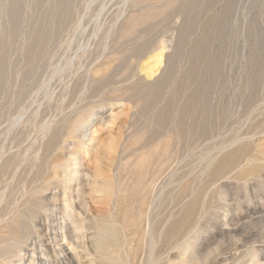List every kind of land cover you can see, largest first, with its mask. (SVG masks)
I'll return each instance as SVG.
<instances>
[{
	"label": "rangeland",
	"instance_id": "1",
	"mask_svg": "<svg viewBox=\"0 0 264 264\" xmlns=\"http://www.w3.org/2000/svg\"><path fill=\"white\" fill-rule=\"evenodd\" d=\"M40 185L12 264H264V0H0L2 239Z\"/></svg>",
	"mask_w": 264,
	"mask_h": 264
},
{
	"label": "bare ground",
	"instance_id": "2",
	"mask_svg": "<svg viewBox=\"0 0 264 264\" xmlns=\"http://www.w3.org/2000/svg\"><path fill=\"white\" fill-rule=\"evenodd\" d=\"M135 33V32H134ZM162 53V52H161ZM161 64V58H158V59H156L155 60V63H154V66L153 67H150V68H148V66H146L145 65V67L144 68H142L143 69V71H145V70H151V69H153L155 66H157V65H160ZM142 67V66H141ZM134 70V69H133ZM141 72V71H140ZM149 75V74H148ZM151 76V75H150ZM84 116H86L85 114H84ZM86 121V120H85ZM47 126V125H46ZM74 126H76V125H74V124H72L70 127H68L69 129H68V131L69 132H72L73 131V128H74ZM199 128V127H198ZM179 133V132H178ZM140 134V133H139ZM180 138V137H179ZM189 139V138H188ZM142 139L140 138L139 140H137V141H135V144H137V143H139L140 141H141ZM170 143H171V139H169L168 141H166L165 143H164V146L161 148L162 149V152L160 153V154H157V155H154V154H152V150H150V152H148V153H142V159L140 158V160H141V162H140V164H139V166L137 167L138 168V171H139V174H138V179L141 177H143V175H144V177L145 176H149L150 177V179H152V182H153V180H155L157 177H159V175H161L162 174V169H160V170H158V171H155V169H156V167H154L155 165V163H158V161L160 160V158H161V156H162V153L163 152H166L167 151V149H168V147H170ZM163 145V144H162ZM161 145V146H162ZM129 146H131V145H129ZM224 146V145H223ZM114 147V146H113ZM160 147V146H159ZM109 148H112L111 146L109 147ZM124 148V147H123ZM122 149V148H121ZM146 150V149H145ZM111 152L112 151H114L113 150V148L110 150ZM160 151V150H159ZM184 151V150H183ZM115 152V151H114ZM145 152V151H144ZM156 152V151H155ZM179 152V151H178ZM125 153H126V151H125ZM139 160V161H140ZM154 165V166H153ZM37 167V166H36ZM40 168V167H39ZM35 170V169H34ZM137 171V170H136ZM72 173H77V171L75 170V171H70L69 173H67V177H70V175L72 174ZM29 176V175H28ZM143 177V178H144ZM39 178V177H38ZM140 178V179H141ZM71 180V179H70ZM37 182V181H36ZM149 182V181H148ZM151 182V181H150ZM149 182V183H150ZM44 183V182H43ZM151 184V183H150ZM41 186V187H40ZM40 186H38V189L37 190H35V192H34V188H33V194L31 193V195H30V193H28L29 195H28V202L30 203V202H32L31 204H32V206H34V207H30L31 208V217L30 216H28L29 217V219H28V223H26L27 225H25V221L26 220H19V218H18V220H17V218H15V220H16V222L17 221H19V222H22L23 224L22 225H24V228L22 229V228H20V227H17V229L15 230L14 228H12L11 230L12 231H16V234L15 233H11L10 231H9V236H10V238H11V236L13 235V238H12V240H8V234L6 233V232H8L7 230L9 229L8 227H10L12 224H10V226H9V224L7 225L6 224V232H5V234H7V236L5 235L4 237H6L7 239H2L1 238V236H0V250H1V252H0V264H12V261H11V258H13V257H18V259H19V261L21 262L22 261V258L24 257V256H26L28 253H26L25 251H26V249H25V247H30L29 246V242H31L32 241V244H33V246H35L36 245V240L33 242V240L35 239L34 238V235H36L37 233H38V236H39V234H41V232L40 231H42L41 230V228L40 227H38L37 225H36V219L38 218L37 217V210H36V206H40V202L42 203V202H45L47 199L44 197V196H42L43 195V193H44V190L46 189L45 188V186H42V185H40ZM25 187V186H24ZM37 188V187H36ZM46 191V190H45ZM147 191H148V189H147ZM107 193H109V191H107ZM145 193V192H144ZM148 194V193H147ZM147 194L145 193L144 194V197H142V200H143V202H146V196H147ZM146 197V198H145ZM66 199V198H65ZM24 200V199H23ZM66 201V200H65ZM27 203V199H26V201H25V204ZM145 204V203H144ZM42 205V204H41ZM25 207V206H24ZM27 207V206H26ZM28 207H29V205H28ZM32 208H33V211H32ZM27 209V208H26ZM17 210V209H16ZM22 210H24L25 211V209H23L22 208ZM22 210H19L20 211V213H18V215H16L17 217H21L22 216V218H23V214H25V217H26V214H28V213H25L24 211L22 212ZM27 210H29V209H27ZM26 210V211H27ZM79 210V209H78ZM80 210H81V208H80ZM21 212L23 213V214H21ZM28 212V211H27ZM30 212V211H29ZM19 214H21L20 216H19ZM83 213H81V215H82ZM13 216V218L14 217H16V216ZM66 215V214H65ZM78 215V214H77ZM87 215V214H86ZM67 216H70V214H68L67 213V215L65 216V217H67ZM84 216V215H83ZM54 217V216H53ZM77 218V222L75 221V222H73V224H72V226L69 228V229H65V234L63 233V239L61 240V241H67L68 243H69V245L71 246V249L72 250H74V249H77L79 246H81L80 245V243L79 242H77L75 239H76V232H78V231H81V230H83L84 229V223H83V221L81 222V219L79 218V216H77L76 217ZM85 218V217H84ZM12 219V218H11ZM24 219V218H23ZM14 220V221H15ZM83 220V219H82ZM86 221V220H85ZM11 222V221H10ZM9 222V223H10ZM12 222H13V220H12ZM11 222V223H12ZM18 222V223H19ZM5 223V222H4ZM14 222H13V227H14ZM19 224H21V223H19ZM17 225V224H16ZM16 225H15V227H16ZM21 226V225H20ZM87 227V226H86ZM85 227V228H86ZM4 229V227L3 226H1V229ZM18 228H20V229H18ZM0 229V231H2ZM4 229V230H5ZM10 230V229H9ZM58 230H61V229H58ZM44 231V230H43ZM4 231H2L1 233H3ZM47 232H45V234H46ZM11 234V235H10ZM60 234H62V232H60ZM0 235H3V234H0ZM45 236V235H44ZM43 236V237H44ZM15 237V238H14ZM57 236L56 235H54V236H52L49 240L47 239V241L49 242V243H53L57 238H56ZM83 238V237H82ZM82 238H80V239H82ZM43 239V238H42ZM59 240V239H58ZM87 240V239H86ZM60 241V240H59ZM80 241H82V240H80ZM55 243V242H54ZM58 243V242H57ZM59 244V243H58ZM57 244V245H58ZM47 245V244H46ZM53 246H54V244H52ZM56 245V246H57ZM60 245V244H59ZM58 245V246H59ZM43 247V246H42ZM60 249H59V253H61L62 255H60L62 258H63V260L60 262V261H57V263L56 264H63L62 262L65 260L66 261V263L65 264H76L77 262H76V254L74 255V254H71V250L70 251H68L64 246H63V244L61 245V247H59ZM81 248V247H80ZM85 248V247H84ZM45 249V248H44ZM46 249H48V248H46ZM42 250H43V248H42ZM44 251H47V250H44ZM82 251V250H81ZM256 251V250H255ZM13 254V255H12ZM80 255H83V254H80ZM261 255L264 257V253L262 254L261 253ZM82 259V258H81ZM58 260V259H57ZM79 260V259H78ZM77 260V261H78ZM78 263H79V261H78Z\"/></svg>",
	"mask_w": 264,
	"mask_h": 264
}]
</instances>
